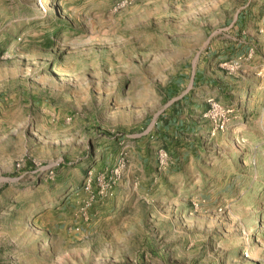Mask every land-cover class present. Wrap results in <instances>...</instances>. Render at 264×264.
I'll return each instance as SVG.
<instances>
[{"label":"rangeland","instance_id":"rangeland-1","mask_svg":"<svg viewBox=\"0 0 264 264\" xmlns=\"http://www.w3.org/2000/svg\"><path fill=\"white\" fill-rule=\"evenodd\" d=\"M0 264H264V0H0Z\"/></svg>","mask_w":264,"mask_h":264},{"label":"built area","instance_id":"built-area-1","mask_svg":"<svg viewBox=\"0 0 264 264\" xmlns=\"http://www.w3.org/2000/svg\"><path fill=\"white\" fill-rule=\"evenodd\" d=\"M86 188H88V187H86Z\"/></svg>","mask_w":264,"mask_h":264}]
</instances>
